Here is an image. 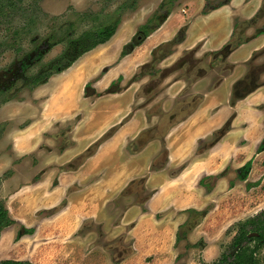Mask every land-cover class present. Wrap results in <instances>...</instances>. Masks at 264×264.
Listing matches in <instances>:
<instances>
[{"label":"crops","instance_id":"1","mask_svg":"<svg viewBox=\"0 0 264 264\" xmlns=\"http://www.w3.org/2000/svg\"><path fill=\"white\" fill-rule=\"evenodd\" d=\"M251 1L237 3L230 0L227 2L231 6L229 11L220 9V12L202 13L187 20L182 15L179 16L178 9L174 10L131 52L122 56V51L116 50L112 60L114 65L107 66L109 69L106 72L100 71L103 65L101 64L88 73V68L82 66L89 62L84 54L70 67L53 74L39 87L44 97L42 111L35 121L26 127L22 136H26L25 141L28 143L34 137L51 133L57 124L59 132L52 136V140L59 141L62 139L58 134L61 133L60 126L65 121H73V126L65 130L71 143L61 147L63 150L58 147L57 151L51 150L53 160L48 169H43L45 162H42V152L36 154L38 163L35 170L29 171V174L24 173L26 179L17 181L30 182L25 187L13 188V192L6 194L8 183L16 181L18 173L22 176L23 171H19L20 168H15L16 172L11 178L4 179L5 190L0 195L5 199L11 217L25 228L33 229V233L23 234L18 241H14L17 223L9 226L5 230L7 240L2 249L0 248V259L28 260L33 264L177 262L179 252L175 245L179 227L190 217L188 209L202 210L205 207L207 196L199 181L203 176L217 172L212 166L220 158L221 152L230 148L232 129L217 143L200 151L197 145L213 136L230 117H233V126L236 121L247 124L246 128L241 127L237 132L240 135L247 133L251 136L252 129L259 127L257 134L264 129V111L259 107L264 104V80L248 91H238V97L233 98L237 81L249 73L251 65L264 63V33L256 36L254 32H246L247 35L252 34L246 39L240 32L243 29L240 28L241 25L237 26L244 22L241 19L253 18V14L242 12L245 5ZM262 1L257 4V9ZM183 28V35L178 36ZM237 37H240L239 44L227 59L232 67L225 70L217 84L210 83V80L207 84L205 82L214 70H206L200 78L192 81L190 91L184 93L182 91L187 86V78L175 77L169 81L170 85L164 96L174 89L175 97L181 93L188 95L198 91L203 98L191 114L177 119L170 125L165 135L167 161L161 163L160 167H153L163 149L158 138L147 141L141 149L128 150L127 147L141 132L155 125L150 123V116H156L155 111L151 109L157 102L154 100L148 105H143V100L137 99L138 88L134 87L137 81H132L126 86L131 77L133 78V73L141 65L151 62L153 54L157 55L161 62L171 59L169 64L159 65L164 68L179 59L185 51L197 46V43L200 44L195 56L201 59L204 54H211ZM170 43L171 50L156 54L160 48ZM107 47L110 46L107 44ZM112 61L104 62V65H111ZM120 76L123 77L121 90L95 95L94 98L85 94V85L89 80L93 81L95 90L102 92ZM149 77L147 74L146 78ZM260 78L264 79V72ZM193 87L199 88L193 90ZM66 89L67 96H72L67 102L77 99V103L68 109L62 107V102H65L62 91ZM70 91L73 95L69 94ZM245 102L249 105L242 109L240 103ZM174 103L175 100L172 105ZM107 133L97 148L76 168H65V165L85 151L89 144ZM32 149L27 147L22 152L29 153ZM33 161L34 157L30 161L26 157L27 167L33 168V165H36ZM3 165L5 164H0V167ZM182 165L184 167L173 174V171ZM5 170L0 171V174ZM145 176V186L150 191L149 194L142 203L137 201V194L133 195L136 199L122 206V211L119 212L123 200L131 196L122 192L131 182ZM53 182L57 183L52 185ZM211 212L213 215V208ZM204 220L188 233L189 236L192 235V242H196L198 237L209 242L202 249L203 257L209 262L207 255L213 253V244L208 236L206 238V230H203ZM129 224L124 237L122 233ZM12 228L13 231L9 230ZM125 239H129L130 249L118 252V246L124 244Z\"/></svg>","mask_w":264,"mask_h":264},{"label":"rangeland","instance_id":"2","mask_svg":"<svg viewBox=\"0 0 264 264\" xmlns=\"http://www.w3.org/2000/svg\"><path fill=\"white\" fill-rule=\"evenodd\" d=\"M228 1L230 0H174L171 5V12L178 9L179 16L182 15L185 20H187V18L193 16L196 17L202 13L211 14L215 13L214 11L220 12V9L229 11L231 6L227 4ZM235 1L239 3L244 0ZM260 1L261 0H252L250 4H246L242 9V12L245 14H253L251 16L256 20L255 25L246 26L245 31L247 32L253 33L258 28L264 27V0L259 9H257V4ZM163 2L164 0H23L10 16L0 14V73L13 66L16 61L22 59L23 56L34 50L39 44L49 38L48 41L53 43L50 50L41 58V60L26 70V75L31 76L59 56L66 47L68 39L79 36L82 32L94 25L101 24L112 17H117L120 19V22L113 37L106 43L100 44L84 53L86 54V57H88L89 62L82 66L88 68V73H91L94 68H98L101 64L103 65H101V69H99L104 73L109 67L114 65V61L112 60L115 57L116 50L122 51L127 44L130 45L135 39H139L143 34L142 26L146 23L150 26L153 25L155 23L153 18L158 13L166 12V8H168L169 5L168 3L163 5ZM167 17L165 19H167ZM149 19L151 21H149ZM191 20H193V18ZM183 32L184 28L179 32L178 36H182ZM107 44L110 47H107ZM199 44L200 43H197V46L193 47V49H195L194 53L199 47ZM171 45L172 43L164 45V47L160 48L156 54L160 55L171 50ZM111 49L113 52H111ZM190 50L185 52H189ZM100 54L103 56H100ZM214 56L215 54H204L202 57L203 60L198 65L206 70H214L208 79H206V84L208 83V80H210V83L217 82L218 76L217 73L215 74L217 70L219 71V75H222V73L225 72V65L216 62L217 57L214 58ZM79 58L76 61H78ZM110 61L113 62L111 65H104V62ZM170 61L171 59H166L163 62H161V60L156 61L155 66L151 65V69H153L151 71L148 66L145 67V65L148 64L145 63L133 73V78L131 77L129 82L126 83L127 86L132 83V81H137L134 86L136 89L138 88L136 96L138 100H143V105H148L151 99L157 100V102L160 103L159 107H152L153 109L151 110H159L160 112L175 110L178 112L175 119L173 118L172 120H170L167 115L157 112V114L155 113L156 116H150V123L159 126L160 129L158 132L162 134H166L171 124L181 116L185 115V113H188L198 99V97H193L192 93L188 95L182 94L185 91H190L194 79L186 76L185 69L176 70L166 76L164 69L159 67L160 64H169ZM261 62L263 61L261 60ZM81 63H83V60ZM259 64H261L260 66L264 65V63ZM145 72H150L151 76H157V81L155 80L154 83L150 77L147 79L146 75L148 73ZM175 77L187 78L188 83L186 88L183 89L181 94L176 95V97L174 96V93L176 92L174 89L169 91L167 96H164V92H167V87L170 85L169 81ZM263 80L264 79L260 78V82ZM26 81L27 80L24 81L19 79L12 88L8 90H0V164H5L0 167V171L6 169L0 174V177L2 178L0 182V194H3V190H5V188H3L4 179L11 178L16 172V169L20 168L19 171H23L22 176L18 173L16 181H13L10 184L8 183L6 194L11 193V191L13 192L16 187H25L27 183H30L17 181L26 179L25 177L27 176L24 175V173L27 172V174H29V171L35 170L38 163L36 154L42 152V162H45L43 169H48L51 167V160H53L50 155L51 150L57 151V147L60 149L62 147V142H66V144L71 143V141L65 137L59 141L52 140V136L59 132L58 127L56 126L57 124L51 133L49 132L45 136L41 135L37 138L34 137L31 141L26 143V136L24 135L23 137L22 133H24L26 127L33 123L35 118L40 115L42 105L44 104V97L39 90V87L42 84L30 85ZM159 81H161V84L163 83L161 87L160 85L158 86ZM92 83L93 81L90 80L86 83L84 89L86 95L87 93H92L94 88ZM119 83L121 84V82ZM111 84L109 86H111ZM156 85L157 88L154 89V91H151V88ZM196 88L199 87H193L192 89L197 90ZM67 89L62 91L64 97L63 100L65 101L62 102V107L64 109H68V107L77 103V99L67 102V100L72 97L67 96ZM154 92L157 93L155 96H152L151 93ZM105 93L109 92L105 91ZM196 93L198 96L202 95L198 91ZM69 94L73 95V92L70 91ZM238 95L239 93H234L233 98L236 99ZM90 96L94 98L95 95L91 94ZM158 100H160V102ZM173 100L176 102L175 107L169 109L170 106H173ZM165 101L166 103L164 104ZM246 105H249V103H240L242 109H244ZM259 107L264 111V104L259 105ZM262 117H264V114ZM232 120L233 117H230L228 119L229 124H227V122L223 125L229 126V130L226 134L232 129L231 133H233V136H230L229 138L230 144H232L228 150L221 152L220 158L214 162L212 169L217 171L215 175H213L211 179H206V183L203 184L206 193L205 195L207 196V202L203 208L205 212L203 220L206 218L204 220L203 230H206V238L208 236L213 244L211 246L213 253L207 255V257L210 258L209 264H213L218 258L217 255L219 252L222 254L227 253L230 250V242L236 229V223L238 221H244L264 208V129H261L258 134L256 130L259 127L257 129H252L251 136L247 133L240 135L237 132H239L241 127L246 128L247 124L236 121L235 126H233ZM72 126L73 121H71V123L65 121L60 126V132H66L65 130ZM262 128H264V123ZM145 131L147 130H144L143 132ZM143 132L131 142L132 145L127 147L128 150L132 151V149H138V144L135 145V141L141 137ZM107 134L97 138L93 143L89 144L86 150H89L90 148L93 149L94 147L95 150ZM212 138L213 136L211 135L208 140L201 141L197 145L199 151L205 148L207 143L212 141ZM147 143L148 142H145L144 144L139 143L141 144L140 149ZM39 145L40 148H43L44 150H41ZM27 147L33 148V151L23 153L22 150ZM61 150L63 149L61 148ZM86 150L69 161L65 165V168L69 169L70 163L74 162L76 158L82 154L85 155ZM26 157L29 158V161L34 157L33 163L36 165H33V168L31 166L27 167L25 162ZM162 157L159 158V163L162 162ZM40 172L42 174L43 170ZM56 183L57 182H53L52 185H55ZM131 183L129 184L131 189L129 187V189H125V192L129 191L126 194H130L131 196L123 200L122 205L119 206V212L122 211V206L136 199V196L133 195L138 194L137 201L139 200L141 202L150 192L147 189L141 191V188H146V181L139 180V182L133 186ZM15 192L17 193L18 191L15 190ZM0 199L5 202V199L1 198V195ZM212 208L214 209L213 215L211 212ZM129 226L130 224L125 226V232L122 233L124 237H126ZM8 227L9 226L4 227L0 232L1 249L2 245L7 240V231L5 230ZM23 228L25 227L21 223H17V228L14 229L16 233L14 241H18L20 238V236H18L20 230L25 232ZM9 230L13 231V228ZM30 233H33V231L28 232V234ZM189 233H186L185 238L178 241L175 245L180 257L179 259H176L177 262L174 264H201V260H205L202 249L208 245L209 242L203 239V244L200 243L194 245L195 243L200 242L201 237L200 239L198 237L196 242H192V235L190 234L189 236ZM129 245V239H125V243L118 246V252L125 250L128 251L127 249H130ZM204 262L207 263L206 260Z\"/></svg>","mask_w":264,"mask_h":264},{"label":"flooded vegetation","instance_id":"3","mask_svg":"<svg viewBox=\"0 0 264 264\" xmlns=\"http://www.w3.org/2000/svg\"><path fill=\"white\" fill-rule=\"evenodd\" d=\"M255 24H256L255 18H251V19L244 20V22H242L241 24L240 23L237 24V26L242 25L241 28H243V29H242L241 33H242V35L246 36V39H249L252 36V34L251 35L246 34V32H247V31H245L246 26H253ZM261 33H264V27L258 28L257 30L254 31V34L256 36L261 34ZM239 39H240V37H237V39L234 40V38H233V40H231V41H233L234 44L236 43L238 45ZM48 40H49V38H47L46 41H43L41 44H39L34 50L30 51L25 56H23L22 59H20L19 61H16L13 66H11L7 70H4L0 73V90H8V89L12 88V86H14L16 81H18L19 79L24 80V81L28 80L29 76L26 75V70L30 66H32L33 64H35L36 62L41 60V58L50 50L51 45L53 43H51ZM235 48L236 47H234V49ZM221 49L222 48L212 52L211 54H215L214 58L217 57L216 62H218L219 64L225 65L224 66L225 70H228V68L231 69L232 64L230 62H228V60H227L229 55L224 56L220 52ZM186 54H187V52H185L181 57H179V59H177L174 63L170 64L169 66L162 68V69H164V71H165L164 73L166 74V76L168 74H171V72H174L176 70L185 69V74H187L186 76L194 78L193 80H196L197 78H200L203 74L206 73V69L198 66L199 63L203 60L202 58L201 59L197 58L195 56L194 52L191 55H189V54L186 55ZM156 56L157 55L153 54L152 61L147 64L150 71L153 70V69H151V65L155 66V61L158 60V57H156ZM150 63H152V64H150ZM49 64H50V62L47 63L46 65L49 66ZM260 65L261 64L251 65L249 73L237 81V83L235 85V93H237L238 91H243V92L248 91L251 87L258 85L260 83V76L264 72V65L263 64H262L263 66H260ZM40 69H42V68H40ZM55 73H59V72H54V74ZM145 73H148V72H145ZM148 75H150V79H152V82L155 83V80L157 81V78H156L157 76H155V75L151 76L150 72L148 73ZM217 76H218L217 81L219 82L222 75H219V73H217ZM122 79H123V77L120 76L119 78L114 80V82H118V85L115 88V89H117L116 91L121 90L122 87H121L119 82H121ZM114 82H112V83H114ZM160 82L161 81H159L158 86L161 84ZM109 88H111V86H109L105 91L109 92L108 91ZM156 88H157V85L153 86L151 88V91H154V89H156ZM105 91L99 92L93 88L92 93H88L87 96H90L91 94L99 96V95L105 94ZM116 91L109 92V93H115ZM151 91H149V92H151ZM156 93L157 92H154L151 94H152V96H155ZM192 95H193V97H198L197 101L194 103L193 108L188 113H185V115L181 116L180 118H183L186 115L191 114L195 110V108L197 107V105L199 104L201 99L203 98L202 95L198 96L197 93H195V94L192 93ZM153 100L154 99H151V101H153ZM158 101L160 102V100H158ZM175 103L173 104L172 108L175 107ZM159 104L160 103L156 102L155 105H153V107H159ZM154 111H155V113L157 112V113H161L163 115H167V117L170 120H172L173 118L175 119V116L178 113L175 110H171V111L168 110V111H162V112H160L159 110L158 111L154 110ZM159 129H160L159 126L154 125L153 127H150L149 129H146V130L150 131L149 135L153 136L148 141L156 139V138L161 140L164 152H160L157 157H159L162 153L164 156V159L162 160L163 161L162 164H164L167 161V148L165 145V135L166 134L159 133L158 132ZM228 130H229V126H222L220 129L215 131L213 133L212 141L207 143L206 147L209 145H213V144L217 143L226 134V132ZM58 134L60 136H62V139H63V137L67 138L65 132H61ZM140 143H143V141H140ZM65 145H67L66 142H62L61 146L63 147ZM163 149L161 151H163ZM183 167H184V165H182L180 168H177L175 171H173V174H176ZM242 174H243V172H242ZM213 175H215V174L203 176L200 179L199 184L201 186H203V184L206 183V179H211V177ZM146 179H147V177L145 176V177L140 178L139 180L146 181ZM139 180H135L136 182L134 184L138 183ZM134 184H131V185L133 186ZM129 188L127 187L126 189H129ZM144 189H146V188H141V191H145ZM128 192L129 191L125 192V190H124L122 193L125 194ZM203 218L204 217L201 218L199 223L203 220ZM252 220H253V222H251ZM233 223H235V222H233ZM262 228H264V208L261 209L260 211L256 212L255 215L245 219L244 221H238L236 223V229L233 233V236H232V239L230 242V244H231L230 250L227 253H222V254H221V252H219L217 255L218 258L213 262V264H264L263 263V261H264V237L261 234ZM201 239H204V238H201ZM4 260L28 261V260H18V259H0V262H2ZM207 263H209V262H207Z\"/></svg>","mask_w":264,"mask_h":264},{"label":"trees","instance_id":"4","mask_svg":"<svg viewBox=\"0 0 264 264\" xmlns=\"http://www.w3.org/2000/svg\"><path fill=\"white\" fill-rule=\"evenodd\" d=\"M22 1L23 0H0V14L10 16L14 12V10L20 5V2ZM173 2L174 0H164L163 5L167 3L169 5L168 8H166L167 9L166 12L158 13L153 18L154 19L153 21H155L153 25L150 26L147 23L143 25L142 26L143 34L140 36L139 39H135V41L132 42V44L130 45L127 44L126 47H124V49L122 50V55H125L129 53L130 51H132V49L136 45H138L144 40V38L149 34L150 31L156 29L162 23V21H164V19L171 13V10H172L171 5L173 4ZM149 21L151 20L149 19ZM119 22H120V19H118L117 17L115 18L112 17L101 24H97V25H94L93 27H90L89 29L82 32L79 36L68 39L66 47L62 51V53L59 56H57L55 59H53L50 62L49 66L46 65L42 67V69H40L35 74L29 76L26 82L30 85L46 83L49 77L54 72H61L65 70L66 68L71 66L84 53L88 52L89 50L95 48L96 46L100 44H103L109 41L115 34ZM240 32L242 31L240 30ZM236 45L237 44L236 43L234 44L233 41H229L222 47L220 52L224 56H228L229 53L234 49V47H236ZM156 50L157 48L153 51V53H155ZM194 50L195 49L190 50L189 52H187V54H192ZM146 66L148 65L146 64L145 67ZM217 83L218 81L214 82V84H217ZM117 85H118V82L112 83L111 88H109L108 91L109 92L116 91L117 89L115 88ZM227 124H229V121ZM149 133L150 131L148 130L143 132L141 137H139L140 140L138 139L135 141V145L138 144V149H140L141 144H144L147 140L153 137L149 135ZM140 141H143V143L139 144ZM94 148L93 149L90 148L89 150H86L85 155L82 154L81 156L77 157L74 162L70 163V168H76L86 156H88L90 153L94 151ZM138 149H132V151H136ZM161 152H164V149ZM162 156L163 154L161 153V155L157 157V160L155 161V163H153V167L161 166L160 164L163 163V161L159 163L158 160ZM162 159H164V157H162ZM1 180L2 178L0 177V182ZM135 182L136 181H133L131 184H134ZM136 196H138V194ZM187 211L189 212L190 217L188 218L187 221H185L183 224L180 225L179 230L177 232V242L185 238L186 233H188L195 225L199 223V221L201 220V218L203 217L205 213L204 210H197L193 208L188 209ZM251 222H253V220ZM15 223H16V220L10 216L9 210L5 206L4 200L0 199V232L4 227L10 226ZM23 229L25 232H23V230H20L18 233V236H21L24 233L33 231V229H28V228H23ZM183 231H186V232H183ZM261 234L264 237V228H262ZM203 241L204 240L201 239L200 242H197L194 245H198L200 243L203 244ZM179 257H180V254L177 256V259H179ZM0 264H32V263L29 261L4 260L0 262ZM201 264H209V263H206L204 262V260H201Z\"/></svg>","mask_w":264,"mask_h":264}]
</instances>
